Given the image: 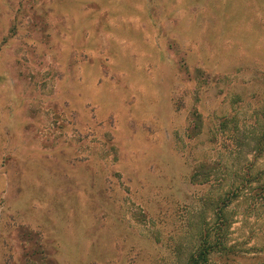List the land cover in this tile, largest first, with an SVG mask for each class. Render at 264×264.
<instances>
[{"label":"rangeland","instance_id":"1","mask_svg":"<svg viewBox=\"0 0 264 264\" xmlns=\"http://www.w3.org/2000/svg\"><path fill=\"white\" fill-rule=\"evenodd\" d=\"M225 194L264 264V0H0V264H186Z\"/></svg>","mask_w":264,"mask_h":264},{"label":"trees","instance_id":"2","mask_svg":"<svg viewBox=\"0 0 264 264\" xmlns=\"http://www.w3.org/2000/svg\"><path fill=\"white\" fill-rule=\"evenodd\" d=\"M231 195V194H230ZM236 194H225L224 196L218 198V215L220 218L215 224L214 230L206 232L201 236L200 242L196 250L189 256L186 264H207L209 257L214 254H222L229 251L227 246V234L225 233L228 229V225L223 222L226 219L225 208L230 204L233 198H236Z\"/></svg>","mask_w":264,"mask_h":264}]
</instances>
